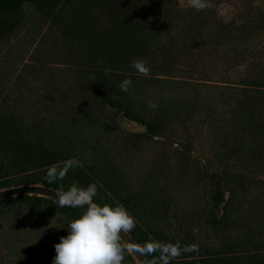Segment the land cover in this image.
<instances>
[{
	"label": "rangeland",
	"instance_id": "374dc122",
	"mask_svg": "<svg viewBox=\"0 0 264 264\" xmlns=\"http://www.w3.org/2000/svg\"><path fill=\"white\" fill-rule=\"evenodd\" d=\"M206 2L197 25L192 14L181 12L160 28L154 0H118L128 22V33L117 41L120 69L141 75L132 62L146 60L149 104L169 99L190 110L152 138L138 121L106 110V130H83L88 137L76 147L83 155L90 145L99 147L101 186L125 190L136 199L132 216L141 225L139 233L157 245L156 231L211 246L224 238L243 240L246 232L264 242V160L245 148L226 154L240 114L234 103L237 85L264 66V0ZM176 3L182 11L192 6V0ZM22 14L23 25L0 39V97L8 100L2 106L82 109L85 102L75 88L63 40L30 3L22 5ZM101 21L110 24L103 16ZM11 96L30 102L13 103ZM224 169L242 175L249 185L225 195L231 222L222 238L204 223L214 204L211 173ZM143 207L158 213L149 216ZM79 215L44 198L1 201L0 264H52L54 245ZM124 255V264H139L133 255Z\"/></svg>",
	"mask_w": 264,
	"mask_h": 264
},
{
	"label": "trees",
	"instance_id": "16d2710c",
	"mask_svg": "<svg viewBox=\"0 0 264 264\" xmlns=\"http://www.w3.org/2000/svg\"><path fill=\"white\" fill-rule=\"evenodd\" d=\"M155 2L153 9L157 12L156 23L160 28L168 26L171 17L181 12L192 14L196 25L201 20V10L193 6L182 11L176 0ZM25 3H30L63 40L72 65L74 85L83 96L85 106L77 109L51 104L43 111H31L13 105L4 107L2 104L8 102L7 96L0 97V189L37 184L66 191L73 183L80 187L95 184L94 202L113 207L122 205L133 215L138 203L129 192L101 186L103 176L97 168L101 157L99 147L90 145L85 155L78 152L76 147L83 145L84 138L88 137L82 131H105L106 110H110L141 123L145 136H161L165 126L186 115L189 107L181 108L169 99L163 100L165 104L150 107L147 78L120 69L117 41L128 33L125 29L128 22H125V13L119 8L118 0H0V39L9 38L23 25L22 5ZM102 16L109 20V25L102 24ZM258 67V74L247 76L242 80L244 84L237 85L239 97L234 103L240 114L229 132L228 156L236 155L238 149L242 153L245 148L248 150L245 152L264 160V116L261 115L264 112V66ZM126 78L132 81V86L124 92L120 84ZM9 100L19 104L30 102L15 100L12 96ZM48 171H66V175L49 183L45 179ZM211 179L214 204L204 224L223 238L231 222L226 216L228 198L225 195L233 194L235 188L248 187L249 182L231 169L212 172ZM13 197L44 198L57 203L50 197L26 193L0 198V202ZM66 208L80 215L83 213L76 207ZM143 208L145 213L150 212L149 216L158 213L155 208ZM246 228L249 232L250 228ZM140 230L141 225L135 220V227L129 234L141 249L150 241L139 233ZM153 234L158 236L160 246H179L180 254L169 258V264H264V242L247 232L244 242L224 238L213 246L191 237L176 239L163 231ZM122 246L125 254L132 258L128 248L123 243ZM250 247H256V251H251ZM146 257L152 264H163L159 251Z\"/></svg>",
	"mask_w": 264,
	"mask_h": 264
},
{
	"label": "clouds",
	"instance_id": "9594fccd",
	"mask_svg": "<svg viewBox=\"0 0 264 264\" xmlns=\"http://www.w3.org/2000/svg\"><path fill=\"white\" fill-rule=\"evenodd\" d=\"M197 10L207 7L206 0H192ZM134 69L143 76L150 74L147 61L137 59L132 62ZM93 80L95 78L93 77ZM132 86L130 79L120 84L121 91L127 92ZM150 107L155 108L152 104ZM66 171H48L45 179L52 183L62 179ZM57 203L60 207H76L83 213L68 224L67 235L61 236L54 245L55 256L52 264H124L125 248L122 246V234L129 233L135 227V218L122 205L111 206L94 202L97 195L95 184L80 187L73 183L64 191L57 192ZM160 252L163 264H169V258L180 254L178 245L159 246L146 243L141 249L148 255Z\"/></svg>",
	"mask_w": 264,
	"mask_h": 264
},
{
	"label": "water",
	"instance_id": "95a60500",
	"mask_svg": "<svg viewBox=\"0 0 264 264\" xmlns=\"http://www.w3.org/2000/svg\"><path fill=\"white\" fill-rule=\"evenodd\" d=\"M60 190L53 189L51 187L43 185H19L9 188L0 189V198L17 195V194H36L41 196H46L57 200V192ZM80 209V208H79ZM83 210V209H81ZM122 243L125 245L133 257L137 260L139 264H152L145 254L140 252V248L129 233L122 234Z\"/></svg>",
	"mask_w": 264,
	"mask_h": 264
}]
</instances>
